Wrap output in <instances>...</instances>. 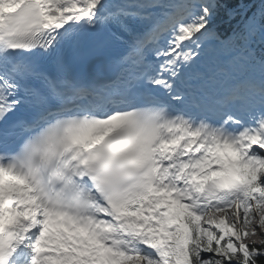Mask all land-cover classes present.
Instances as JSON below:
<instances>
[{"label": "snow or ice", "instance_id": "snow-or-ice-1", "mask_svg": "<svg viewBox=\"0 0 264 264\" xmlns=\"http://www.w3.org/2000/svg\"><path fill=\"white\" fill-rule=\"evenodd\" d=\"M258 233L264 0H0V264H264Z\"/></svg>", "mask_w": 264, "mask_h": 264}, {"label": "rangeland", "instance_id": "rangeland-1", "mask_svg": "<svg viewBox=\"0 0 264 264\" xmlns=\"http://www.w3.org/2000/svg\"><path fill=\"white\" fill-rule=\"evenodd\" d=\"M261 239H264V237H261V235L258 233L256 236H253L250 239H247L246 243H250V242L260 243Z\"/></svg>", "mask_w": 264, "mask_h": 264}]
</instances>
